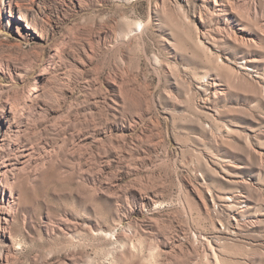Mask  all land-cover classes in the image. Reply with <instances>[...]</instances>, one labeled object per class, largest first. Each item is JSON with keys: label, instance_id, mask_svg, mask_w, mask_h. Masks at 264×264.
I'll list each match as a JSON object with an SVG mask.
<instances>
[{"label": "rangeland", "instance_id": "rangeland-1", "mask_svg": "<svg viewBox=\"0 0 264 264\" xmlns=\"http://www.w3.org/2000/svg\"><path fill=\"white\" fill-rule=\"evenodd\" d=\"M218 1L0 0L6 264H264V0Z\"/></svg>", "mask_w": 264, "mask_h": 264}, {"label": "bare ground", "instance_id": "bare-ground-1", "mask_svg": "<svg viewBox=\"0 0 264 264\" xmlns=\"http://www.w3.org/2000/svg\"><path fill=\"white\" fill-rule=\"evenodd\" d=\"M214 1L216 5L219 2L218 0ZM25 16V13L21 12L20 18L22 20H25ZM26 28L31 31L33 30V35L35 33L36 36L42 37L41 30L34 26L32 22L27 21ZM242 68L249 69V67L246 66H243ZM16 103L17 102L13 100L10 107L6 106V104H2V106L0 107V119L3 120V122H5L7 126V128H3V134L0 139V173L4 176L7 183L4 184L2 183V181H0V237L6 238L9 237H7V232L9 230V222L12 219L14 210H17V208H19L18 206L21 205L19 194L16 189L13 188L16 177L15 175L11 174L16 169L23 168L30 162L31 158L33 157L32 147H30V145H27L28 143H23L21 137V131H23V123L18 118L17 120L15 119V117L17 116H15L16 112H14L13 109H16ZM12 157L16 160L15 162L11 161ZM5 200L7 201V204L2 205ZM238 224V218L234 216L233 222L231 224L232 227H230L236 229V226ZM8 253H10L8 250L0 251V264H6L9 257ZM63 264L68 263L66 261Z\"/></svg>", "mask_w": 264, "mask_h": 264}]
</instances>
